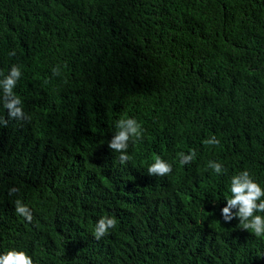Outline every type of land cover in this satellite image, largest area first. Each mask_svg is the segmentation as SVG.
I'll use <instances>...</instances> for the list:
<instances>
[{"label":"trees","instance_id":"16d2710c","mask_svg":"<svg viewBox=\"0 0 264 264\" xmlns=\"http://www.w3.org/2000/svg\"><path fill=\"white\" fill-rule=\"evenodd\" d=\"M12 65L30 119L0 104V254L264 264V237L221 216L233 175L264 189V0H0V71ZM126 118L144 131L121 164L108 143ZM155 156L171 173L148 175ZM103 216L117 225L96 240Z\"/></svg>","mask_w":264,"mask_h":264},{"label":"clouds","instance_id":"9594fccd","mask_svg":"<svg viewBox=\"0 0 264 264\" xmlns=\"http://www.w3.org/2000/svg\"><path fill=\"white\" fill-rule=\"evenodd\" d=\"M14 56L15 51L9 53ZM54 75L60 74V68L53 69ZM21 68L12 65L7 74L0 71V104L7 110L8 116L12 119L29 120L23 111L21 98L15 94L14 88L21 78ZM8 120L0 117V126L6 127ZM116 128L118 129L108 143V147L115 152L120 153L118 157L121 164L127 163L131 157L127 154L128 142L131 138L139 140L143 136V128L135 118L120 119ZM206 145H219L220 140L215 135L204 140ZM195 151L189 154L179 153V162L181 165L188 164L195 158ZM208 167L214 169L216 173L224 171L223 165L218 162L209 161ZM172 165L163 160L160 156L154 157L147 173L150 176H165L171 173ZM19 189L13 187L9 189V195L18 192ZM231 198L226 199V206L221 210V216L224 222H231L234 218L239 219V224L244 230H251L256 237H264V216L256 215L257 212L264 213V189L260 184L254 181L249 171L244 170L231 177ZM235 210V211H234ZM15 211L23 216L28 222L33 219L31 209L21 200L15 201ZM117 225L115 217L103 216L95 225L94 238L100 240L108 234L109 229H114ZM0 264H34L31 256L24 251L12 249L6 253L0 254Z\"/></svg>","mask_w":264,"mask_h":264}]
</instances>
